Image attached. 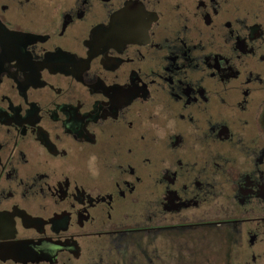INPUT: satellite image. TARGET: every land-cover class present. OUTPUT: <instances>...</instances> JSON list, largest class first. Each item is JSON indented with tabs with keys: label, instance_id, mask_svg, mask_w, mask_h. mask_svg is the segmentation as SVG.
<instances>
[{
	"label": "flooded vegetation",
	"instance_id": "obj_1",
	"mask_svg": "<svg viewBox=\"0 0 264 264\" xmlns=\"http://www.w3.org/2000/svg\"><path fill=\"white\" fill-rule=\"evenodd\" d=\"M23 4L30 2L0 0V264H71L101 237L119 264H139L154 251L155 233L173 237L180 264H233L238 231L264 239V0L254 11L191 0L184 13L176 0L151 1L163 12L148 0H61L26 25L16 20ZM166 11L160 36L155 26ZM175 14L182 25H169ZM162 94L179 104V117L209 132L211 107L243 123L254 113L253 130L236 139L246 148L242 162L219 154L221 164L212 163L236 177L238 215L227 208L221 218L163 219L199 205L182 182L164 191L160 223L139 226L131 147L103 156L105 173L92 181L71 172L69 160L95 147L106 125L133 130L139 105ZM231 130L218 124L215 139L229 141ZM165 177L175 185L174 174ZM248 206L263 215L241 217Z\"/></svg>",
	"mask_w": 264,
	"mask_h": 264
},
{
	"label": "rangeland",
	"instance_id": "obj_2",
	"mask_svg": "<svg viewBox=\"0 0 264 264\" xmlns=\"http://www.w3.org/2000/svg\"><path fill=\"white\" fill-rule=\"evenodd\" d=\"M3 1L12 0H1V2ZM148 1L151 5L153 0ZM260 1L231 0L230 5L233 6L232 3H235L236 5L249 7L254 11L260 7ZM29 2L30 5H16L20 7L17 10L16 20L25 25L30 19L37 22L46 19L48 13L56 5L51 6V3L61 2V0H29ZM176 2L180 5V11L183 13L186 8H191V5H189L191 0H176ZM160 4L164 5V2ZM98 5L95 4V6ZM151 6L163 12V9L154 5ZM165 13V16L163 15V18L161 17L159 20V24L155 26L158 32H163L160 36L165 34L166 20L170 17L169 12L166 11ZM98 15L97 10L91 12V18ZM171 17L173 18L172 14ZM175 17L176 20H172L169 25L175 23L182 25L185 22L178 20L176 14ZM86 24L88 23L86 22L84 25ZM84 25L76 26L75 32L82 33ZM156 39L160 40L159 38ZM151 55L157 56L158 52H152ZM211 108L204 112L207 117L211 118L212 125L215 123L210 126L212 130L209 132V127L203 123L196 127L190 125L184 117H179V113L184 114L179 104L171 101L164 94L159 95L155 101H146L143 105H139L138 122H134L133 130L126 128L124 124L122 126L117 124L106 125V131L100 133L95 147L86 148L69 160L71 172L80 180L85 178L92 181L105 173V167L101 161L103 156L108 157L112 149L123 151L125 147H131L134 153L130 159V167L134 168V175L140 178L136 182L133 192L137 197L135 202L137 203L139 220L136 221L139 226H154L160 223L163 214L159 212V206L164 191L168 187H177L182 182L187 186L188 194H197L195 199L199 202V205L181 209L178 213H169V215H164L163 219L169 220L178 216L188 217L191 221L221 218L223 214H226L227 208H231L233 214L238 215L234 211L238 207L232 199L234 182L237 179L235 176H229L227 172L226 174L229 177L226 179L220 171L217 172L213 169L212 163L221 164V158H218L219 154V157L225 154L231 160L238 163L242 162L240 155L246 148L244 143H241L243 148L239 149L238 140L236 139L240 137L242 140L243 134L249 135L251 131L247 130L248 128L253 130L255 127L254 119H252L254 113L250 112L253 113L252 115L243 114L244 117H251L243 123L239 119L226 117V113H223L222 110L211 111L213 110ZM218 124L228 125L232 129L229 141L215 139L213 130L218 128ZM177 139L180 141L178 142ZM199 167H201V170L198 171L197 168ZM245 170L247 168L243 166L238 169V172L241 173ZM212 172L215 177L214 182L211 181L209 176ZM169 173L174 174L175 185L169 184L166 180L165 174ZM196 182L202 184V188H197ZM207 196L209 199H207ZM249 206L240 215L241 217L250 218L263 215V212L256 208L254 210L256 212L250 211ZM250 223L252 222L250 221ZM246 236L239 233V231L235 235V242L232 246L233 264H264V239L262 241L255 239L250 242V239ZM173 240L170 235L166 237V235L155 233L148 243L149 248L153 247L154 251L147 255V259H140L139 264H180L183 260V254L176 249ZM94 242L92 248L85 250V254L81 259L71 264H110L111 262L119 264L118 256L112 249L107 237H101ZM223 255L220 257V263L223 260ZM225 263L226 260H224Z\"/></svg>",
	"mask_w": 264,
	"mask_h": 264
},
{
	"label": "clouds",
	"instance_id": "obj_3",
	"mask_svg": "<svg viewBox=\"0 0 264 264\" xmlns=\"http://www.w3.org/2000/svg\"><path fill=\"white\" fill-rule=\"evenodd\" d=\"M94 159V158H93Z\"/></svg>",
	"mask_w": 264,
	"mask_h": 264
}]
</instances>
